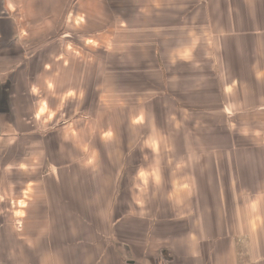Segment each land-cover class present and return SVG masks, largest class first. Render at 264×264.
<instances>
[{
	"label": "rangeland",
	"instance_id": "rangeland-1",
	"mask_svg": "<svg viewBox=\"0 0 264 264\" xmlns=\"http://www.w3.org/2000/svg\"><path fill=\"white\" fill-rule=\"evenodd\" d=\"M204 1L0 0V179L7 171L20 174L23 162L37 158L50 128L76 120L80 171L94 179L92 165L99 169L97 178L113 181L111 227L124 211L129 228L142 229L149 220L160 228L168 220L174 230H182L189 222L196 238L194 195L202 152L228 147L232 137L244 142L247 132L253 127L261 132L262 125L234 121L235 112L228 113L232 119L218 112L235 98L224 90L230 79L211 68ZM218 98L224 105L210 108L218 113L202 112L210 107L204 101ZM20 117L29 118L39 146L35 140L30 149L28 140L23 144ZM8 189L14 194L7 207L0 201V229L14 226L19 238V187ZM115 232L110 231V245L118 250L129 244L124 257L134 261V240ZM5 233L0 230V237ZM169 237L158 240L159 264H178L173 257L172 263L161 261L168 254L161 248L165 244L176 254L183 249L180 232Z\"/></svg>",
	"mask_w": 264,
	"mask_h": 264
},
{
	"label": "crops",
	"instance_id": "crops-1",
	"mask_svg": "<svg viewBox=\"0 0 264 264\" xmlns=\"http://www.w3.org/2000/svg\"><path fill=\"white\" fill-rule=\"evenodd\" d=\"M201 8L206 17L207 45L213 55L211 68L230 79L224 82V90L235 98L225 104L228 109L222 107L218 112L231 119L233 116L228 113L235 112L234 121L244 118L246 123L262 125L261 132L254 127L247 132L246 141L237 139L238 144L246 146L235 147L236 138L232 137L233 143L228 147L211 146L202 152L205 159L202 162L199 158V188L194 195L198 204L197 240L189 222L182 224V230H174L168 220L160 228L153 227L151 220L142 229L129 228L125 226L129 215L124 211L122 220L111 227L110 219L115 218L116 211L110 190L113 181L97 178L99 169L92 165L94 179L80 171L83 166L78 164L77 129L73 126L76 120L69 119V123L57 126L56 130L50 128L52 131L39 142L44 146L35 151L37 158L33 161L38 160L40 167L33 166L35 162L28 158V164L23 162L17 168L20 174L7 171L5 178L1 176L0 201H5L7 207L14 194L8 187H19L17 201L22 204L17 210L23 221L19 238L13 235L17 233L14 226L1 227L6 233L0 237V264H159L158 240L173 237L177 232L183 236V249L176 254L165 244L161 248L168 254L161 261L172 263L175 258L178 264H264V0H205ZM16 85L11 88L10 102ZM220 101L221 98L204 101L210 107L202 112L218 113L210 108L223 106ZM190 105L201 107L197 102ZM12 106L13 103L9 108ZM17 123L23 144L28 140L30 149L35 139L29 118L20 117ZM236 134L239 136V132ZM52 135L57 137L56 141ZM63 143L67 150L62 151ZM88 182L98 189H89ZM122 221L124 226L119 225ZM111 230L134 240L133 258L130 257L134 261L124 257L126 249H131L129 244L118 250L110 245ZM154 259L157 263L152 262Z\"/></svg>",
	"mask_w": 264,
	"mask_h": 264
}]
</instances>
